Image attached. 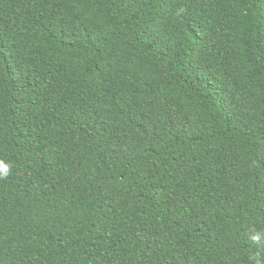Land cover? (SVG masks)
<instances>
[{
  "label": "trees",
  "instance_id": "1",
  "mask_svg": "<svg viewBox=\"0 0 264 264\" xmlns=\"http://www.w3.org/2000/svg\"><path fill=\"white\" fill-rule=\"evenodd\" d=\"M0 161V264H264V0H0Z\"/></svg>",
  "mask_w": 264,
  "mask_h": 264
},
{
  "label": "clouds",
  "instance_id": "2",
  "mask_svg": "<svg viewBox=\"0 0 264 264\" xmlns=\"http://www.w3.org/2000/svg\"><path fill=\"white\" fill-rule=\"evenodd\" d=\"M8 175H9V165L4 163L3 161H0V179L6 178ZM252 239L254 241H258L260 239V236L254 235ZM252 259H255V256H253Z\"/></svg>",
  "mask_w": 264,
  "mask_h": 264
}]
</instances>
